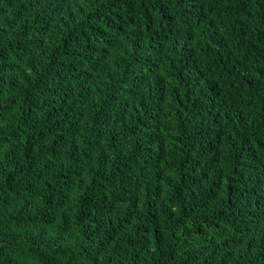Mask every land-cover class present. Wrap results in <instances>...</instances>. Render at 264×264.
I'll list each match as a JSON object with an SVG mask.
<instances>
[{
	"label": "trees",
	"instance_id": "1",
	"mask_svg": "<svg viewBox=\"0 0 264 264\" xmlns=\"http://www.w3.org/2000/svg\"><path fill=\"white\" fill-rule=\"evenodd\" d=\"M0 264H264V0H0Z\"/></svg>",
	"mask_w": 264,
	"mask_h": 264
}]
</instances>
